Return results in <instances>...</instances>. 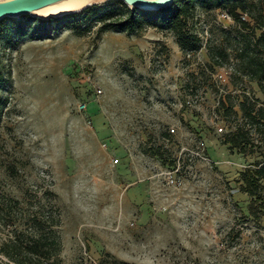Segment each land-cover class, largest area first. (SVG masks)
Segmentation results:
<instances>
[{"label":"rangeland","instance_id":"obj_1","mask_svg":"<svg viewBox=\"0 0 264 264\" xmlns=\"http://www.w3.org/2000/svg\"><path fill=\"white\" fill-rule=\"evenodd\" d=\"M123 6L0 28V243L41 216L60 222L58 264H264V220L245 216L240 183L262 155L223 142L245 95L264 105L241 55L264 58V0L247 25L199 7L189 28L202 47L187 52L155 21L101 31L98 16ZM247 128L264 151V132ZM175 162L178 186L159 178Z\"/></svg>","mask_w":264,"mask_h":264},{"label":"trees","instance_id":"obj_2","mask_svg":"<svg viewBox=\"0 0 264 264\" xmlns=\"http://www.w3.org/2000/svg\"><path fill=\"white\" fill-rule=\"evenodd\" d=\"M253 2L254 0H176L171 6L156 11L143 10L138 7L130 9L123 2V7L104 10L98 16V20L103 22L101 31L117 28L130 33L140 30L143 24L148 21H155L177 34L178 42L183 51H198L202 47V38L189 28V22L195 18L199 7L224 8L237 22L247 25L249 22L243 20V15L249 10ZM66 17L71 18L73 14ZM255 17L258 22L259 17ZM255 17L253 18L255 19ZM26 18L34 17L29 15L19 19L7 17L0 22V28L7 29L9 21L17 22ZM84 20H89V16ZM23 30L22 28L21 31ZM254 32L258 36V41L264 44V25L261 23L255 25ZM241 55L244 58L247 56L250 74L264 92V58L258 55H250L247 50H244ZM260 102L261 99L256 95L253 98L245 95L240 102V109L236 110L240 116L239 121L236 126L223 135V142L228 144L232 151L237 149L243 153L258 152L262 155L261 158L245 168L240 177L241 189L250 196V203L245 216L259 223L264 220V151H262V146L255 141L247 125L251 126L255 132H264V105ZM222 106H225L223 101ZM231 111L233 112V107H228L227 113H231ZM152 149L153 155H163L160 148ZM167 164L172 165L173 163ZM58 224H60L59 220H52L48 223L44 217L37 216L34 218L28 234L23 230L21 232L15 230L12 235L0 243V252L5 256V259L0 257V264H58L61 260L59 257L63 247L60 234L54 227ZM116 264L133 263L116 259Z\"/></svg>","mask_w":264,"mask_h":264},{"label":"water","instance_id":"obj_3","mask_svg":"<svg viewBox=\"0 0 264 264\" xmlns=\"http://www.w3.org/2000/svg\"><path fill=\"white\" fill-rule=\"evenodd\" d=\"M110 0H0V22L9 18H21L29 15L41 20H50L56 17L74 14L100 2ZM130 9L136 7L156 11L171 6L176 0H121Z\"/></svg>","mask_w":264,"mask_h":264},{"label":"built area","instance_id":"obj_4","mask_svg":"<svg viewBox=\"0 0 264 264\" xmlns=\"http://www.w3.org/2000/svg\"><path fill=\"white\" fill-rule=\"evenodd\" d=\"M226 16L231 17V14H226ZM85 107V106H84ZM222 129V128H221ZM172 131L175 132L176 128L172 127ZM185 152L193 151L191 148H184ZM197 155H199L201 158L208 159L209 156L206 155V153L195 151ZM165 169H162V171H159V178H161L160 175H164L163 178H166L167 182L171 185L178 186L182 183V169L181 164L179 162H175L172 165H166Z\"/></svg>","mask_w":264,"mask_h":264},{"label":"clouds","instance_id":"obj_5","mask_svg":"<svg viewBox=\"0 0 264 264\" xmlns=\"http://www.w3.org/2000/svg\"><path fill=\"white\" fill-rule=\"evenodd\" d=\"M159 2H166V0H159Z\"/></svg>","mask_w":264,"mask_h":264}]
</instances>
